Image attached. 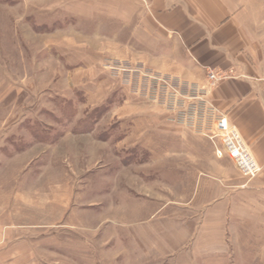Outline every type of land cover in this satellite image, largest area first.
<instances>
[{
    "label": "rangeland",
    "instance_id": "obj_1",
    "mask_svg": "<svg viewBox=\"0 0 264 264\" xmlns=\"http://www.w3.org/2000/svg\"><path fill=\"white\" fill-rule=\"evenodd\" d=\"M140 3L0 0V264H264L182 206L221 144L207 99L153 80L117 17Z\"/></svg>",
    "mask_w": 264,
    "mask_h": 264
},
{
    "label": "crops",
    "instance_id": "obj_2",
    "mask_svg": "<svg viewBox=\"0 0 264 264\" xmlns=\"http://www.w3.org/2000/svg\"><path fill=\"white\" fill-rule=\"evenodd\" d=\"M141 1L131 13L122 6L117 17L132 33L147 36L152 73L178 79L192 95L206 84L208 69L222 73L207 102L237 128L263 168L247 181L231 159L211 149L213 170L195 174L182 206L197 211L195 224L207 237L230 231L264 242V0Z\"/></svg>",
    "mask_w": 264,
    "mask_h": 264
},
{
    "label": "built area",
    "instance_id": "obj_3",
    "mask_svg": "<svg viewBox=\"0 0 264 264\" xmlns=\"http://www.w3.org/2000/svg\"><path fill=\"white\" fill-rule=\"evenodd\" d=\"M153 80L156 82L165 81L163 78L154 75ZM224 75L222 73L208 69L206 74V84L202 87L199 95L201 100L207 99L208 92L215 88ZM167 86H169L168 82ZM165 86V85H164ZM167 86L163 87L167 94ZM187 93V92H186ZM195 95L185 94V99L195 100ZM208 107H205L203 115L211 119L212 129L209 132L208 138L213 142L217 141L221 144V149H215V156L222 158L227 156L232 160L237 172L247 181L254 180L262 172V167L254 160L247 145L243 141L236 127L231 125L226 116L219 113L211 104L204 100ZM203 102V103H204ZM215 146V145H214Z\"/></svg>",
    "mask_w": 264,
    "mask_h": 264
}]
</instances>
